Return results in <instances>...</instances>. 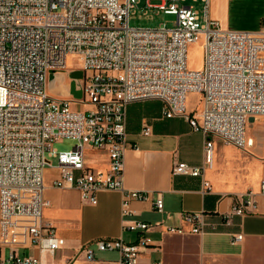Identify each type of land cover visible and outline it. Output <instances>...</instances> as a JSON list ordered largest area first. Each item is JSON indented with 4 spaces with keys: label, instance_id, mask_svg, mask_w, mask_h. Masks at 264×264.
I'll return each instance as SVG.
<instances>
[{
    "label": "built area",
    "instance_id": "built-area-1",
    "mask_svg": "<svg viewBox=\"0 0 264 264\" xmlns=\"http://www.w3.org/2000/svg\"><path fill=\"white\" fill-rule=\"evenodd\" d=\"M192 1L203 5L202 23L195 6L185 4L188 0H146L148 8L177 16L176 27L169 28L132 27L131 10L141 0H0V264H55L46 256L55 257L66 245L44 220L51 169L59 172L54 186L76 188L92 203L100 192H122L124 216L134 214L133 201H153L163 212L162 193L125 187L127 116L133 103L160 101L165 118H184L205 135V164L176 162L172 170L174 176L201 178L204 194L211 191L204 176L214 161L215 140L245 148L247 124L264 116V29H224L210 17L211 0ZM200 40L204 65L190 70L188 49ZM70 55L78 56V70L84 72L78 87L82 99L70 89L67 98L49 92L51 74L63 72ZM195 93L200 107L190 112L188 98ZM74 103L86 109L77 110ZM143 133L150 135L152 128L146 126ZM64 139L77 144L58 152L54 143ZM87 148L107 153V172L87 164ZM257 211L248 193L216 220L192 212L183 219L192 234L203 235L219 233L233 226L234 217ZM150 227L130 220L125 229L147 232ZM242 240V234L233 236L234 243ZM149 244L142 235L136 243L101 239L80 253L91 262L97 252H118V264H139Z\"/></svg>",
    "mask_w": 264,
    "mask_h": 264
},
{
    "label": "crops",
    "instance_id": "crops-1",
    "mask_svg": "<svg viewBox=\"0 0 264 264\" xmlns=\"http://www.w3.org/2000/svg\"><path fill=\"white\" fill-rule=\"evenodd\" d=\"M210 17L224 29L259 32L264 29V0H211ZM189 100L190 97L188 109L193 112L196 108ZM162 107L157 100L137 102L128 107L124 178L127 189L162 193L163 212L155 208L153 201H133L130 209L134 214L124 216L122 192H100L97 203H92L84 200L76 188L54 186L59 172L48 170L45 198L50 205L44 210V220L66 240V245L55 257L46 256L48 262L118 264V252L116 260L98 257L96 253V260L91 262L80 252L86 244L97 240L122 238L127 243H136L142 235L150 244L142 248L139 264H264V191L261 188L264 116L247 124L244 149L215 140L214 161L206 168L204 176L211 191L204 194L201 178L174 176L172 170L176 162L194 166L205 164V135L193 130L184 118H165ZM146 126L152 128L148 136L143 133ZM88 150L96 151L87 148L86 152ZM100 153L101 158L94 160H88L86 153L87 164L107 172L110 169L108 155L104 151ZM248 193L253 194L258 211L234 217L233 226L222 228L219 233L192 234L191 226L184 222L186 212L204 213L216 220ZM130 220L146 222L150 230L131 232L125 229ZM168 227L181 228L184 233H170ZM236 234H242L243 240L234 243Z\"/></svg>",
    "mask_w": 264,
    "mask_h": 264
},
{
    "label": "rangeland",
    "instance_id": "rangeland-1",
    "mask_svg": "<svg viewBox=\"0 0 264 264\" xmlns=\"http://www.w3.org/2000/svg\"><path fill=\"white\" fill-rule=\"evenodd\" d=\"M154 4H159V1H153ZM186 5L193 4L195 6V9H197L200 12L201 20L200 23L203 22V5L201 2L194 3L192 0H188V2L185 3ZM146 3V0H141V2L135 6L131 10L130 14V25L132 27H158L161 24H165L169 28L176 27L177 25V16L166 14L164 11H159L154 8H148ZM204 41L200 40L199 42H196L189 46L188 49V58H187V65L190 70H199L204 65ZM81 64L78 61L77 55H70L67 58L66 68L63 72H61L59 75L62 77V80L60 78L59 83H63V86L60 85L59 90L52 93L55 96H65L69 95V89H70V83L71 78L67 72L75 71L80 69ZM50 85V83H49ZM66 93V94H65ZM189 104L194 105L195 108L200 107V100H199V94H194L193 96H189ZM73 108L77 110H85L86 107L82 106L79 103H74ZM77 144V140L74 139H64L57 141L54 143V149H56L58 152H64V151H70L73 149V147ZM87 159L88 160H94V159H100L101 153L100 151H92L88 150L87 152ZM54 165H56L57 159L53 160ZM30 253L31 252H26ZM5 257H9V250H6L4 252ZM97 256H108L110 258H113L114 260L118 259V253L117 252H97Z\"/></svg>",
    "mask_w": 264,
    "mask_h": 264
},
{
    "label": "water",
    "instance_id": "water-1",
    "mask_svg": "<svg viewBox=\"0 0 264 264\" xmlns=\"http://www.w3.org/2000/svg\"><path fill=\"white\" fill-rule=\"evenodd\" d=\"M71 78L70 83V94L73 95L75 99H82L84 96V92L81 88H78L80 86V80L84 78V72L83 70H75L72 71L69 74ZM56 78L54 74H51L50 76V83ZM256 118H251L250 122H254Z\"/></svg>",
    "mask_w": 264,
    "mask_h": 264
},
{
    "label": "bare ground",
    "instance_id": "bare-ground-1",
    "mask_svg": "<svg viewBox=\"0 0 264 264\" xmlns=\"http://www.w3.org/2000/svg\"><path fill=\"white\" fill-rule=\"evenodd\" d=\"M60 77L61 76L59 74H57L56 78L50 83V85H49L50 92L54 93V92L59 90ZM61 80H62V77H61ZM60 85L63 86V83L61 82Z\"/></svg>",
    "mask_w": 264,
    "mask_h": 264
}]
</instances>
